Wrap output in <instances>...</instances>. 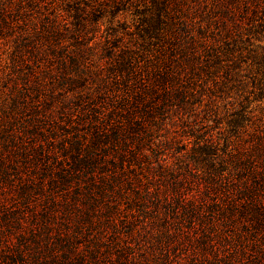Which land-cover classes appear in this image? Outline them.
Wrapping results in <instances>:
<instances>
[{"label": "rangeland", "instance_id": "rangeland-1", "mask_svg": "<svg viewBox=\"0 0 264 264\" xmlns=\"http://www.w3.org/2000/svg\"><path fill=\"white\" fill-rule=\"evenodd\" d=\"M34 1L48 14L58 13L69 30H81V37L67 34L54 75L43 76L41 86L32 82L31 98L18 93L26 86L11 67L13 36L0 38V140L6 117L15 116L22 130L39 117L23 137L26 147L35 146L30 157H13L0 170V264H119L124 254L128 264H225L209 253L205 260L188 228L184 237L168 236L165 219L171 233L181 226L182 216L170 207L179 196L175 187L182 195L203 194L209 141L225 158L223 151L245 153L264 144V0H228L229 9L222 0H173L171 11L162 0H0V11L22 6V19L29 22L39 11L29 6ZM39 18L45 22L43 14ZM129 62L147 81L163 73L172 77L165 119L149 116L147 122L175 173L159 169L151 151L126 172H102L98 176L108 180L125 175L119 185L106 184L110 196L102 188L91 191L100 211L91 223L85 212L92 174L74 169V147L79 143L87 152L98 119L118 103L114 96L130 88L123 67ZM76 73H84L83 83L72 89ZM15 100L20 107L12 112ZM164 101L160 97L153 107ZM89 110L102 114L87 115ZM106 207H114L113 213ZM68 238L80 247L79 255L70 252ZM96 248L94 260L89 253ZM235 264H264V257L250 253Z\"/></svg>", "mask_w": 264, "mask_h": 264}, {"label": "trees", "instance_id": "trees-1", "mask_svg": "<svg viewBox=\"0 0 264 264\" xmlns=\"http://www.w3.org/2000/svg\"><path fill=\"white\" fill-rule=\"evenodd\" d=\"M162 1L166 9L171 11L173 0ZM34 2L35 4H29V6L39 11L38 13L34 12L37 15H34L29 22L22 19L25 12L22 6L18 7L17 11H13L9 5L0 11V38L13 36L15 47L11 53V67L13 74H18L17 79H20L26 86L24 92L18 89V93L26 97H30L29 91L32 89V85H30L32 82H37L41 86L43 76L54 75L55 58L62 56L61 53L67 48L65 43L67 34L70 33L72 38L75 36L78 40L81 37V30H69L66 23H63L59 18L58 13H52V11L48 14L47 10L44 11L37 4L38 2ZM222 2L226 4L225 6L223 3V6L229 9L227 7L228 0H222ZM42 14L45 22L39 20V16ZM18 28L22 31L17 32ZM73 59L70 58V61L75 62ZM45 60H47V69L42 71L41 62ZM24 64L28 71H21V66ZM123 67L130 74V78H128L130 88L119 96H114V101H118V103L110 105L111 108L107 113L104 112L101 119H98L101 124L98 125L90 146H88V141L86 142V146L89 147L87 152L83 153L79 143L74 147L76 150L74 169L82 174H92L91 194L88 196L90 209L85 212L89 221H92L91 223L94 222L93 217L100 212L91 191L102 188L104 196H110V192L107 191L110 189L106 187V184L110 183L107 186L111 187L113 184L111 182L114 180V182L118 181L117 185H119V180L125 175L119 174L118 176L116 174L112 176L113 180H108L104 175L98 176L103 174L102 172L116 169L126 172V166L132 167L137 160L149 158L152 154L159 169L171 172V174L169 173L171 177L175 173L165 163L164 151L160 148L161 143H157L154 137V128L147 122L149 116L154 117V122L160 120L161 117L165 119L164 115L170 102V90L172 89L168 81L172 77L170 78L169 73H163L160 79L147 81L139 76L136 66H132L131 62L128 65L125 63ZM82 74L84 73H76L75 77H71L72 89L76 84L83 83L84 75ZM133 75L135 77L131 78ZM17 79L14 90L19 87ZM137 84L139 85L137 86ZM36 89L39 90L37 87ZM160 97L165 99L164 103L153 107ZM24 104L21 111L27 113L29 104L27 102ZM17 106L20 107L15 100L12 112L18 110ZM90 111H95L98 116L102 114L98 110H89L86 114L88 115ZM8 115L9 113L6 111L5 116ZM38 118H34V121H27L28 124L23 126V130L17 127L19 125L22 127V123H18L15 116L4 119L3 126L6 127L2 129L6 135L3 137V142L0 140V170L5 172L6 164L12 161L13 157L23 160L30 157L35 146L26 147L23 137L26 138L32 133L29 132L30 123L31 126L33 125L32 130L36 129L35 126L38 122L36 119ZM209 142L210 144H207L205 150L207 154L210 152L211 160L205 161L207 169L203 170L201 173L203 176L200 179L204 184V192L198 198L193 195H182L181 192H178L177 187L174 188L179 196L175 199L174 205L173 202L171 203V211L178 217L181 215L182 218L178 221V225L181 226L172 233L170 232V223L168 219H165L166 227H164L168 236L180 235L184 237V227L188 228L192 235H195L194 240L199 242L196 244V250L202 249L201 253L205 260L210 259L207 253L216 259L219 258L225 264L241 262L250 253L264 257V144L256 145L245 153L223 151L227 155L225 158L219 154L218 146L212 141ZM147 151H151V154ZM109 164L113 166L112 169L109 168ZM99 165L101 173H97ZM186 169H188L187 171L191 170L190 163ZM64 179L68 181L67 177ZM113 208L106 207L109 213L114 210ZM178 217L176 218L178 219ZM103 233L101 231V234ZM72 237L76 243L78 236L75 234ZM67 240L65 242L71 246L70 252L79 255L80 247L73 244L70 238ZM59 242H63V238H60ZM98 253L99 250L96 248L89 254L96 260ZM84 256L86 257V255ZM126 256L124 254L119 257L118 263L128 264ZM191 264H196V262L193 261Z\"/></svg>", "mask_w": 264, "mask_h": 264}]
</instances>
